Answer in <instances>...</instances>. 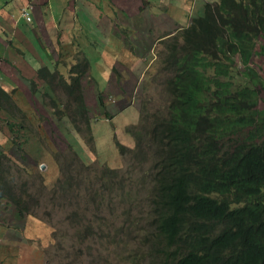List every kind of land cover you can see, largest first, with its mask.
Returning <instances> with one entry per match:
<instances>
[{"label": "trees", "instance_id": "1", "mask_svg": "<svg viewBox=\"0 0 264 264\" xmlns=\"http://www.w3.org/2000/svg\"><path fill=\"white\" fill-rule=\"evenodd\" d=\"M262 64L264 0L207 1L169 36L165 112L132 132L134 147L118 144L130 173L137 163L140 172L105 164L109 183L90 191L103 209L115 206L114 183L132 188L121 202L143 214L130 222L143 228L133 237L136 263L264 264ZM5 170L0 160V216L20 218L33 197L23 200ZM123 226L121 239L131 238Z\"/></svg>", "mask_w": 264, "mask_h": 264}, {"label": "rangeland", "instance_id": "2", "mask_svg": "<svg viewBox=\"0 0 264 264\" xmlns=\"http://www.w3.org/2000/svg\"><path fill=\"white\" fill-rule=\"evenodd\" d=\"M204 1L200 0L194 15L202 13L201 4ZM170 4L172 9L166 8L165 12L173 11V6L184 9L183 1L173 0ZM160 5L161 2H157L155 7ZM140 30L148 42L143 36L140 40L138 37L135 50L147 57L148 61L156 57L155 61L146 64L142 80L132 78L125 81L119 78L118 75L128 78L129 74L123 66H119V69L115 68L110 73L107 83L94 75L93 81L83 84L82 90L91 93L87 94V105L78 102L80 95L75 87L71 95L63 92L58 94L53 90V98L43 95L45 100L39 98L42 101L34 103L35 111L32 114L38 118L36 121L28 117L21 120L22 127L30 128L34 135L29 133L25 139L17 138L10 151H6L11 153H8L11 158L0 160L6 167L5 173L12 188L21 191L23 200L33 199L28 201L30 208L27 215L20 218L14 214L0 216V255L4 259L3 264H33V258L35 261L39 259L37 264H138L130 262L128 251L117 244L122 223L126 227L131 220L143 216L141 207L133 209L131 205L121 202L130 200L128 194L132 188L123 183H114L116 195H110L109 198L115 206L103 209H99L97 204L101 197L96 199L90 191L105 188L109 183L104 178V164L109 168H118L119 175H137L140 172L142 167L137 163V172L130 173L129 167L133 163L123 161L117 142L134 146L130 128L140 122L139 112L143 108L149 111L158 108L157 112L160 109L162 114L165 112V97L169 93L165 83L168 72L163 66L168 41L154 44V39L157 41L164 30L154 28L149 31L150 36L141 27ZM118 42L121 43L120 40ZM103 45L100 43L96 47L100 59ZM102 63L106 62L98 61L99 69ZM79 66L77 64L75 68ZM112 67L114 64H111V70ZM259 71L264 75V64ZM41 77L43 71L38 78ZM132 82H138V87L145 92L151 84L155 83V87L148 94L136 93L131 96L130 104L133 102L135 105L132 103L131 107L120 110L119 103H128L129 99L120 96L116 88L120 89L122 83ZM119 96L121 99H117ZM105 98L110 100L109 106L102 102ZM55 105L64 111L56 112L52 108ZM79 110H91V126L84 119L73 125L76 122L67 118V113L74 119L79 118ZM107 111L111 116L106 114ZM45 120H49V126H46ZM0 122L4 121L0 119ZM77 126H80V131ZM13 141L15 138H12ZM128 155L137 159L132 152ZM140 189L144 191V187ZM103 190L106 192V189ZM94 208L98 210L93 212ZM13 249L18 254H12Z\"/></svg>", "mask_w": 264, "mask_h": 264}, {"label": "crops", "instance_id": "3", "mask_svg": "<svg viewBox=\"0 0 264 264\" xmlns=\"http://www.w3.org/2000/svg\"><path fill=\"white\" fill-rule=\"evenodd\" d=\"M179 1H183L184 9L173 6V11L165 12L166 8L172 9L167 0H0V119L4 121L0 122V142L7 144L0 143L1 152L10 151L12 138L18 137V122L27 117L38 119L32 114L34 103L49 96L53 98V90L71 95L75 87L80 95L78 102L87 105V94L91 93L82 90L83 84L93 81L94 75L107 83L110 73L123 66L129 72L128 78L118 75L119 78L141 80L146 64L156 57L148 61L135 50L138 37L148 42L140 27L149 36L154 28L164 30L157 41L154 39V44L164 42L170 34L190 23L200 2ZM157 2L161 5L155 7ZM27 4H33L30 22L21 16V7ZM100 43H104L100 51L102 59L98 58L96 48ZM140 47L143 48L141 43ZM98 61L106 63L99 69ZM77 64L80 66L75 68ZM111 64H114L112 70ZM139 89L138 82L122 83L120 89L116 88L123 98L142 91ZM124 104L120 102L118 106ZM54 107L59 109L58 105ZM69 119L75 120L71 116ZM45 121L49 126V120ZM20 129L26 131L22 124ZM11 253L18 254L16 249ZM0 260L3 264L2 255ZM38 260L33 258V264Z\"/></svg>", "mask_w": 264, "mask_h": 264}, {"label": "clouds", "instance_id": "4", "mask_svg": "<svg viewBox=\"0 0 264 264\" xmlns=\"http://www.w3.org/2000/svg\"><path fill=\"white\" fill-rule=\"evenodd\" d=\"M205 2H207V1H205ZM205 2H204V4H205ZM209 2H214V1H209ZM22 8V7H21ZM203 8H204V6H203ZM21 16H22V13H21ZM194 16V15H193ZM23 17V16H22ZM192 19V18H191ZM191 22V21H190ZM189 25V24H188ZM183 28V27H182ZM181 29V28H180ZM179 30V29H178ZM177 31V30H176ZM175 31V32H176ZM175 32H173L172 34H174ZM172 34H170V35H172ZM169 35V36H170ZM169 36H168V38H169ZM165 41H168V39H166ZM164 41V42H165ZM163 42V43H164ZM159 43V42H158ZM167 45H168V43H167ZM167 50H168V47H167ZM167 53V52H166ZM155 56V55H154ZM150 57H151V55H150ZM155 61V60H154ZM143 77H144V75L142 76V79H143ZM141 79V80H142ZM154 87H155V83H154ZM154 87H150L149 88V90L147 91V92H145V91H137V92H135L133 95H127L126 97H128V99H129V102L128 103H126V104H124V105H120V106H118V107H120V110H124V109H127V108H129V107H131V104L133 103H131L130 104V98H131V96H134L136 93H140V94H148V93H150L151 92V90L154 88ZM139 90H143L142 88H140ZM155 93V91H153L152 92V94H154ZM103 103H105V105H107V106H109V102H110V100L108 99V98H105V100H103L102 101ZM142 104V103H141ZM133 105H135L134 103H133ZM55 108V107H54ZM53 108V110H55L56 112L57 111H60V112H63L64 110H62V109H57V108H55L54 109ZM158 109V108H157ZM157 109H155V110H153V111H149V110H146L145 108H143L142 110H141V112H139V116H140V118H141V120H140V122L139 123H137V124H135V125H133L131 128H130V131H131V134H132V132L133 131H135V130H142V129H140V126L142 125V128H144V127H149L150 125H152L153 124V121H154V117H153V115L152 114H161V112H157ZM161 110V109H160ZM159 110V111H160ZM106 114L107 115H109V116H111V114H109V112L107 111L106 112ZM78 115H79V118H76L75 120H72V121H75L76 122V124H73V125H77L78 124V122L80 121L81 122V120H83L84 118V120H85V123L86 124H89L90 126L92 125V122H91V120H92V118H93V116L91 115V111H82V110H79V112H78ZM66 116H67V118L69 119V117L71 116V114H66ZM70 120V119H69ZM20 122H18V128L16 129V133H17V135H18V132H19V135H18V137H13V138H15V141H13V143L12 144H14L15 142H16V140H17V138H24L25 139V137L29 134V133H31L32 135H34L33 134V130H31L30 128H24V129H26V131H23V129H20ZM78 127V129L80 128V126H77ZM49 128V127H48ZM19 130V131H18ZM79 131H80V129H79ZM66 133H68V132H66ZM133 136V135H132ZM23 139V140H24ZM134 139V138H133ZM18 144V143H17ZM118 144H121V145H123V146H127V145H125V144H123V143H120V142H117V145ZM129 148H131L132 146H128ZM134 147V146H133ZM120 152V151H119ZM2 153V152H1ZM11 154V153H10ZM7 155H8V153H7ZM120 155L122 156V154L120 153ZM9 157V156H8ZM9 158H11V157H9ZM122 159H123V161H125L124 160V158H123V156H122ZM104 166H105V164H104ZM110 167V166H109ZM111 168H115V167H111ZM116 169H118V168H116ZM26 215V214H25ZM131 224V223H130ZM127 225L126 227H123L124 228V231H125V233L128 235V236H132L131 238H125V239H121L122 238V234L120 233V232H118V237H119V240L117 241V244H119V246H121V247H124L127 251H128V254L130 255V257H129V261L130 262H132V263H134L135 262V250H136V248L137 247H139V245H138V243H137V245H136V243L133 241V237H135V236H137V237H141V232H142V229L143 228H141V227H139V226H135V225ZM119 231H122V228H121V230H119ZM124 240H132V241H130V246H125L124 245Z\"/></svg>", "mask_w": 264, "mask_h": 264}, {"label": "built area", "instance_id": "5", "mask_svg": "<svg viewBox=\"0 0 264 264\" xmlns=\"http://www.w3.org/2000/svg\"><path fill=\"white\" fill-rule=\"evenodd\" d=\"M33 8V4H27L21 8V13L22 16L30 22L32 20V15H31V9Z\"/></svg>", "mask_w": 264, "mask_h": 264}]
</instances>
